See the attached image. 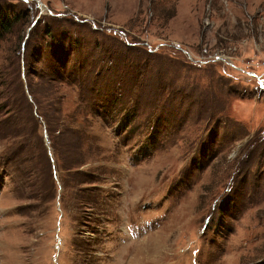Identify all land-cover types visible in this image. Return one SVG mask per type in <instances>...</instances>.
Here are the masks:
<instances>
[{"label":"rangeland","instance_id":"obj_1","mask_svg":"<svg viewBox=\"0 0 264 264\" xmlns=\"http://www.w3.org/2000/svg\"><path fill=\"white\" fill-rule=\"evenodd\" d=\"M38 1L0 0V264H264V0Z\"/></svg>","mask_w":264,"mask_h":264},{"label":"trees","instance_id":"obj_2","mask_svg":"<svg viewBox=\"0 0 264 264\" xmlns=\"http://www.w3.org/2000/svg\"><path fill=\"white\" fill-rule=\"evenodd\" d=\"M16 21H18L17 18H12L9 16L8 13H5L4 10L2 8H0V41L4 40V37L5 35L10 32L11 28L15 25ZM95 29V28H94ZM46 37L50 39V42L47 43L46 46H49L54 44V42L57 41V36L59 35H62L63 36V33H54L52 30L48 31L46 34ZM30 38V37H29ZM23 43H24V40L22 41L21 43V46H20V51L23 47ZM28 40L26 41V44H25V51L27 52L28 50ZM56 53H61V56H62V62L66 60V56L64 55V51L61 50V52H59L58 50L55 51ZM58 55V54H57ZM58 59H59V56H58ZM62 63L59 64V67H55L56 68V72L55 74H58V76L60 77V81H61V84H65L66 86H69L72 88V90H75V88L77 89V93H79V99L80 98H87L89 97V95H97L98 97H100V92H96L94 87H93V84L95 83V80L98 79H94L95 76H93L91 73L88 72V68L89 67V64L86 63V61L84 60L83 61V66H82V72H88V75L87 77H84L83 80H81L80 78L78 80H73V81H70L68 80V77H67V74L63 73L66 68L65 67H62L61 66ZM64 65V64H62ZM22 68V66H21ZM59 86H60V83H59ZM139 87V91H138V98L140 99L141 96L143 95H146L148 94V91L147 88H148V84L145 82V83H140L138 84L136 79L134 78L132 81H130V86L129 88V91L131 94H134L135 92V88L136 87ZM163 90H161L162 92ZM30 92V91H29ZM163 93V92H162ZM32 99L34 97L31 96V93L29 95ZM113 96V95H112ZM77 101V99H76ZM33 102V105L34 106H31V109L33 110V114H34V111L36 112V114L34 115H37V118L34 117V119H36V122H37V129L40 130L42 125H41V122H43L44 124H46L45 120H47L46 118V115L44 114V112L40 111V108L37 107L38 104L36 103L35 99L34 101L32 100ZM35 103L37 104L35 106ZM61 103H63V96H62V101ZM112 105L116 106L117 103H111ZM93 107V105H89L87 104L86 107H84L83 109L80 107V110L79 109H74V111L72 113H69V114H65V115H62V118H64L65 120V123L68 121V130L71 131L72 133H74L76 135V137L78 138L77 134L79 132H77L75 129H74V125L75 122H78V118L82 115L83 113H91V108ZM87 109V110H86ZM39 115V116H38ZM48 121V120H47ZM45 130L47 132V134L49 133H52L49 129H48V126L45 125ZM74 130V131H73ZM77 134H76V133ZM80 134V133H79ZM235 204V200L231 199V198H226L222 204V206L220 207V213L221 214H226L228 213V210H230V206L231 205H234Z\"/></svg>","mask_w":264,"mask_h":264},{"label":"water","instance_id":"obj_3","mask_svg":"<svg viewBox=\"0 0 264 264\" xmlns=\"http://www.w3.org/2000/svg\"><path fill=\"white\" fill-rule=\"evenodd\" d=\"M26 1H29V0H26ZM36 2L40 5V7H41V13H43L44 12V10H46V7L41 3V1H38V0H36ZM49 11V10H48ZM49 13H51L50 11H49ZM38 21H39V18H37V20L34 22V24L30 27V29L28 30V36H27V38L29 37V34H30V32H31V30L37 25V23H38ZM26 44V42H24V45ZM24 50V49H23ZM29 98L31 99V97L29 96Z\"/></svg>","mask_w":264,"mask_h":264}]
</instances>
